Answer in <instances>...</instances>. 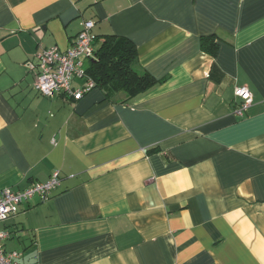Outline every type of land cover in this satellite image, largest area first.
Returning a JSON list of instances; mask_svg holds the SVG:
<instances>
[{"label": "crops", "instance_id": "0c3cea01", "mask_svg": "<svg viewBox=\"0 0 264 264\" xmlns=\"http://www.w3.org/2000/svg\"><path fill=\"white\" fill-rule=\"evenodd\" d=\"M86 21L156 84L39 95L25 62ZM54 171L47 201L0 223L17 264H264V0H0V191Z\"/></svg>", "mask_w": 264, "mask_h": 264}, {"label": "built area", "instance_id": "2783aa9c", "mask_svg": "<svg viewBox=\"0 0 264 264\" xmlns=\"http://www.w3.org/2000/svg\"><path fill=\"white\" fill-rule=\"evenodd\" d=\"M92 28L93 22H84L66 51L52 47L37 53L34 57L35 63L25 62V68L34 72L33 89L39 95L50 99L64 97L78 101L94 89V83L86 76L83 65V61L93 54V37L90 33ZM75 81H79L80 84L74 86ZM234 97L239 99L240 103L233 113L241 116L252 104V95L246 87H235ZM59 183V173L54 171L46 182L32 183L23 191L10 189L0 191V223L15 216L21 204L32 200L47 201ZM10 236L7 230H0V264H17L19 254L6 253L3 248L4 242Z\"/></svg>", "mask_w": 264, "mask_h": 264}, {"label": "trees", "instance_id": "16d2710c", "mask_svg": "<svg viewBox=\"0 0 264 264\" xmlns=\"http://www.w3.org/2000/svg\"><path fill=\"white\" fill-rule=\"evenodd\" d=\"M92 45L93 54L83 61V65L94 88L103 89L107 95L122 92L126 100L130 101L145 94L156 84L148 73L139 68L137 51L130 40L106 35L94 37ZM200 49L214 57L217 52L214 36L201 38Z\"/></svg>", "mask_w": 264, "mask_h": 264}]
</instances>
